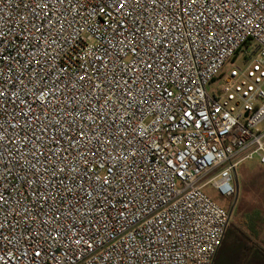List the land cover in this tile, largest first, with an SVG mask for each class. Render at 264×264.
Segmentation results:
<instances>
[{
  "label": "built area",
  "instance_id": "2783aa9c",
  "mask_svg": "<svg viewBox=\"0 0 264 264\" xmlns=\"http://www.w3.org/2000/svg\"><path fill=\"white\" fill-rule=\"evenodd\" d=\"M254 160L264 0H0V264H212Z\"/></svg>",
  "mask_w": 264,
  "mask_h": 264
},
{
  "label": "rangeland",
  "instance_id": "374dc122",
  "mask_svg": "<svg viewBox=\"0 0 264 264\" xmlns=\"http://www.w3.org/2000/svg\"><path fill=\"white\" fill-rule=\"evenodd\" d=\"M238 57L225 67V71L242 63ZM209 92L221 89L219 81L208 86ZM238 196L224 198L211 186L205 188V193L223 208L230 211L233 207L232 223L248 232L259 243V235H264V165L259 160L243 162L236 171ZM261 244V243H260Z\"/></svg>",
  "mask_w": 264,
  "mask_h": 264
},
{
  "label": "trees",
  "instance_id": "16d2710c",
  "mask_svg": "<svg viewBox=\"0 0 264 264\" xmlns=\"http://www.w3.org/2000/svg\"><path fill=\"white\" fill-rule=\"evenodd\" d=\"M212 264H264V246L230 220Z\"/></svg>",
  "mask_w": 264,
  "mask_h": 264
},
{
  "label": "crops",
  "instance_id": "0c3cea01",
  "mask_svg": "<svg viewBox=\"0 0 264 264\" xmlns=\"http://www.w3.org/2000/svg\"><path fill=\"white\" fill-rule=\"evenodd\" d=\"M236 183H237V175H236V178H235V185H236ZM236 190H237V193H238V187L236 186ZM237 196H238V194H237ZM237 196H236V199H237ZM235 198V197H234ZM259 241H260V243L264 246V235H259Z\"/></svg>",
  "mask_w": 264,
  "mask_h": 264
},
{
  "label": "water",
  "instance_id": "95a60500",
  "mask_svg": "<svg viewBox=\"0 0 264 264\" xmlns=\"http://www.w3.org/2000/svg\"><path fill=\"white\" fill-rule=\"evenodd\" d=\"M233 207H234V206H233ZM233 207H232V209L229 211L230 216H232Z\"/></svg>",
  "mask_w": 264,
  "mask_h": 264
},
{
  "label": "snow or ice",
  "instance_id": "6c2138e0",
  "mask_svg": "<svg viewBox=\"0 0 264 264\" xmlns=\"http://www.w3.org/2000/svg\"><path fill=\"white\" fill-rule=\"evenodd\" d=\"M120 7H121V8H123V7H124V5H123V4H121V5H120ZM82 78H83V77H82ZM37 255H39V254H37Z\"/></svg>",
  "mask_w": 264,
  "mask_h": 264
}]
</instances>
